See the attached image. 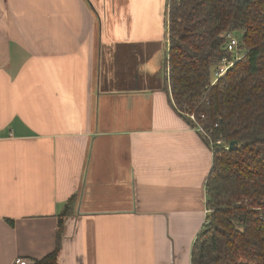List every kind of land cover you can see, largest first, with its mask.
I'll return each instance as SVG.
<instances>
[{
    "label": "crops",
    "instance_id": "1",
    "mask_svg": "<svg viewBox=\"0 0 264 264\" xmlns=\"http://www.w3.org/2000/svg\"><path fill=\"white\" fill-rule=\"evenodd\" d=\"M166 7L0 0V264L59 218L58 264H191L213 157L164 87Z\"/></svg>",
    "mask_w": 264,
    "mask_h": 264
},
{
    "label": "trees",
    "instance_id": "2",
    "mask_svg": "<svg viewBox=\"0 0 264 264\" xmlns=\"http://www.w3.org/2000/svg\"><path fill=\"white\" fill-rule=\"evenodd\" d=\"M165 16L164 87L181 115L191 123L186 113L196 115L212 147L206 219L191 264H264V0H167ZM230 31L237 51L227 49ZM236 54L213 82L215 65ZM74 203L75 195L61 214ZM59 219L55 249L32 264H58Z\"/></svg>",
    "mask_w": 264,
    "mask_h": 264
},
{
    "label": "built area",
    "instance_id": "3",
    "mask_svg": "<svg viewBox=\"0 0 264 264\" xmlns=\"http://www.w3.org/2000/svg\"><path fill=\"white\" fill-rule=\"evenodd\" d=\"M226 42H227V49L229 51H237L240 42H239L237 36L232 31L227 33ZM167 49H168V47H167ZM240 57H241L240 55L236 54V58L231 60L227 56H225V58H223L220 62H218L213 69V71H214L213 82H215L219 77L224 75L226 73V70L231 65H233L234 62L239 60ZM186 115L189 117V119L194 124V128L200 130L201 132H203L205 134H208L206 129L198 121V119L194 113H192V112L186 113ZM202 117H204V114L202 115ZM13 263L14 264H32L28 259H26L22 256H18L17 258H15Z\"/></svg>",
    "mask_w": 264,
    "mask_h": 264
},
{
    "label": "rangeland",
    "instance_id": "4",
    "mask_svg": "<svg viewBox=\"0 0 264 264\" xmlns=\"http://www.w3.org/2000/svg\"><path fill=\"white\" fill-rule=\"evenodd\" d=\"M166 35H167V33H166ZM166 40H168L167 39V36H166ZM119 53H120V51H119ZM142 57V56H141ZM165 58V57H164ZM166 59V58H165ZM121 60L124 62V63H129V60H126V59H123V57H121ZM165 61V60H164ZM206 219V218H205ZM205 219H204V221H203V223L205 222Z\"/></svg>",
    "mask_w": 264,
    "mask_h": 264
},
{
    "label": "water",
    "instance_id": "5",
    "mask_svg": "<svg viewBox=\"0 0 264 264\" xmlns=\"http://www.w3.org/2000/svg\"><path fill=\"white\" fill-rule=\"evenodd\" d=\"M231 147L232 148L235 147V142L234 141L231 142Z\"/></svg>",
    "mask_w": 264,
    "mask_h": 264
}]
</instances>
